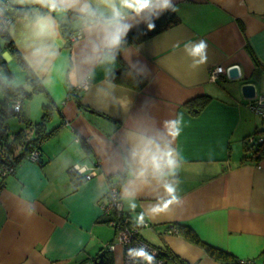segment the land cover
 <instances>
[{"label": "crops", "instance_id": "0c3cea01", "mask_svg": "<svg viewBox=\"0 0 264 264\" xmlns=\"http://www.w3.org/2000/svg\"><path fill=\"white\" fill-rule=\"evenodd\" d=\"M174 3L178 24L127 46L117 59L112 81L127 108L98 100L97 90L108 86L99 68L85 89L55 72L54 83H42L58 108L49 128L60 124L62 116L67 123L43 144L42 154L31 153L0 187V264H95L102 250L116 242V230L103 215L106 186L113 184L107 153L119 141L127 111L146 96L155 98L158 119L181 118L174 146L183 164L178 173L180 204L159 216L140 215L151 195H141L134 208L123 204L140 237L174 256L167 264H226L211 257L207 247L264 264V158L258 163L247 149V140L264 130L263 118L251 108L264 96V0ZM21 31L16 20L9 35L25 61ZM61 34V54L72 58L77 48L70 20H61ZM201 39L208 42L207 61L193 69L184 44ZM4 45L0 36V47ZM134 55L153 73L142 88L126 75ZM3 57L9 69L14 62L20 66L9 50ZM220 66L226 73L212 81L211 72ZM232 67L239 68L240 80L229 79ZM245 82L255 85V100L243 97ZM35 96L40 99L33 105ZM205 96L209 102L204 108L191 112V101ZM49 97L34 95L24 106L30 121L41 122ZM84 165L89 169L86 176L95 172L91 179L77 173L75 166ZM32 206L35 212L27 214L25 209ZM105 253L111 264H125L120 244Z\"/></svg>", "mask_w": 264, "mask_h": 264}, {"label": "clouds", "instance_id": "9594fccd", "mask_svg": "<svg viewBox=\"0 0 264 264\" xmlns=\"http://www.w3.org/2000/svg\"><path fill=\"white\" fill-rule=\"evenodd\" d=\"M178 11L174 0H0V31L14 29L15 21H20L26 65L42 77L43 84L54 83L51 74L55 72L87 86L99 68L108 86L97 90L98 100L127 108V101L115 95L112 78L129 33L134 29L137 34L151 31L163 13ZM61 20H70L74 28L77 52L72 58L61 54ZM207 50L208 42L203 39L184 44L191 68L206 63ZM126 75L141 84L150 83L153 73L141 56L134 55L129 57ZM155 107V98L146 96L138 107L128 110L119 141L107 153L113 172V184L106 186L107 199L134 208L141 195H151L141 216H159L181 203L178 173L183 157L174 141L181 133L182 121L179 116L158 119ZM75 167L80 177L89 171L87 165ZM25 211L32 214L35 207Z\"/></svg>", "mask_w": 264, "mask_h": 264}, {"label": "trees", "instance_id": "16d2710c", "mask_svg": "<svg viewBox=\"0 0 264 264\" xmlns=\"http://www.w3.org/2000/svg\"><path fill=\"white\" fill-rule=\"evenodd\" d=\"M178 22V18H176L174 13L168 12L155 21V28L153 30L148 31L145 29L143 33L140 34H137V30H133V32L128 35L127 46H132L145 41L147 38L157 36V34L166 31V29L172 25L178 24ZM141 28H143V26ZM0 36L4 38L5 43L4 48L0 47V70L3 69L10 81L14 80L15 77L13 74H11L8 64L3 57V53L5 52V49H7L18 59L21 68L25 71V73H27V81L32 86L31 90H26L24 87L14 86L11 83H4L0 75V90L2 91L3 95V101L0 100V187H3L7 176L15 172L16 167H18L19 164H21L24 160L28 159L31 153L37 151L39 155L42 154L44 146L43 144L48 139L52 138L53 135L57 133V130L64 127L67 121L64 120L62 116V122L60 124L49 128V124L52 122V114L54 111L58 110L56 103L48 96V93L41 80L38 79L35 73H33V71L27 67L26 61H24L19 53V50H17L13 38H10L9 30H5L2 34L0 33ZM119 75L120 74H118L117 77ZM144 85L145 82L138 84V88H142ZM39 94H45L47 97H49V101L43 106L44 113L41 118V122L33 123L28 118L26 111L24 110V106L29 100L33 98L34 95ZM76 98H78L80 101L79 95H76ZM191 102V112L197 113L209 102V97H200L197 98V100ZM17 103H20L21 105L20 111L15 110ZM16 116H18L20 122L24 123L25 127L21 128L17 133H15L14 136H11L9 134L7 120ZM259 134H264V130L259 129V131L255 133V135L258 136ZM247 149L251 151L252 158L258 163L263 160L264 142L259 143L257 148H253L251 146L249 147V145H247ZM123 213L125 214V212ZM107 220L108 223H110L109 217ZM191 238L195 241L198 240L196 236H192ZM207 250L211 257L215 258L216 260H221L226 264H239L241 262L240 260L235 259V257H233L230 253L222 251L218 248L215 249L207 247ZM107 251V248L103 249L102 253ZM173 257L174 256L171 257L170 254L167 255V253L164 255L166 260L167 258L174 259ZM111 261V258L105 256L103 263L111 264Z\"/></svg>", "mask_w": 264, "mask_h": 264}, {"label": "built area", "instance_id": "2783aa9c", "mask_svg": "<svg viewBox=\"0 0 264 264\" xmlns=\"http://www.w3.org/2000/svg\"><path fill=\"white\" fill-rule=\"evenodd\" d=\"M5 31V30H4ZM0 31V33H4ZM71 40H74V35L71 36ZM225 68L220 66L213 70L210 74V79L212 81H219L223 74H225ZM87 86H80L79 89H85ZM20 103L15 106L16 111H20ZM251 108L257 115L264 118V96L259 97L255 103L251 105ZM249 147L257 148L259 143L264 142V134H259L251 136L248 140ZM34 156L38 157L39 153L35 151ZM95 175V172H91L86 176V179H91ZM113 196L115 192L112 193ZM104 215H107L110 219V225L114 227L117 233L116 242L113 245L107 247L108 251L114 252L116 247L120 244L124 250V262L125 264H149V259L151 258V264H167L168 260L164 258L165 252L154 247L148 243L145 239L140 237V229L137 225L133 224L131 217L125 215L124 205L114 203L107 199L103 205ZM116 214V218H113V214ZM173 231L177 232L174 228ZM239 264H255L251 260H241Z\"/></svg>", "mask_w": 264, "mask_h": 264}, {"label": "rangeland", "instance_id": "374dc122", "mask_svg": "<svg viewBox=\"0 0 264 264\" xmlns=\"http://www.w3.org/2000/svg\"><path fill=\"white\" fill-rule=\"evenodd\" d=\"M9 70H10L11 74H13L15 76V78L13 81H10L8 79L7 74H5V72L2 69V70H0V75H1V79H3L4 83H11L14 86L24 87L26 90L32 89L28 85L30 83L28 81L26 82L27 73H25L22 70V68H20V66L17 62L12 63ZM35 97L36 98L31 101V103H33V105L38 103V101L40 99V97H38V96H35ZM0 100L3 101V95H2L1 90H0ZM41 116H42V114L40 113V115H38V117L40 118ZM38 120H40V119H38ZM7 123L9 126V134L11 136H14L15 133H17L21 128L25 127L24 123L19 121L18 116L9 118L7 120ZM112 214H113V218H116V214H114V213H112Z\"/></svg>", "mask_w": 264, "mask_h": 264}, {"label": "water", "instance_id": "95a60500", "mask_svg": "<svg viewBox=\"0 0 264 264\" xmlns=\"http://www.w3.org/2000/svg\"><path fill=\"white\" fill-rule=\"evenodd\" d=\"M227 75L229 76V79L232 80H240L241 79V75L239 72V68L237 67H232V69H229L227 71ZM242 93H243V97L247 98V99H254L256 98V93H257V89L255 87L254 84L251 83H247L245 82L242 85ZM106 256V253L103 252L99 255L98 260H96L95 264H104V258Z\"/></svg>", "mask_w": 264, "mask_h": 264}]
</instances>
